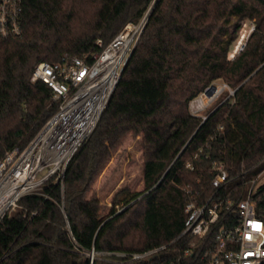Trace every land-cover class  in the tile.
Returning <instances> with one entry per match:
<instances>
[{"label": "trees", "instance_id": "trees-1", "mask_svg": "<svg viewBox=\"0 0 264 264\" xmlns=\"http://www.w3.org/2000/svg\"><path fill=\"white\" fill-rule=\"evenodd\" d=\"M152 1L62 182L51 176L0 220V264H208V245L199 252L200 243L190 246L191 237L180 235L184 208L190 196L209 192L214 159L233 177L224 187L230 189L264 156V0H22L21 33L0 37V159L15 145L23 148L57 109L52 89L31 79L36 63L100 51ZM244 19L254 29L229 58ZM215 80L234 93L220 92L202 122L189 104ZM107 130L112 146L124 132L139 137L142 178L139 191L114 190L101 216L93 183L104 161L99 134ZM161 246L141 260L96 254L90 263L84 252Z\"/></svg>", "mask_w": 264, "mask_h": 264}, {"label": "built area", "instance_id": "built-area-1", "mask_svg": "<svg viewBox=\"0 0 264 264\" xmlns=\"http://www.w3.org/2000/svg\"><path fill=\"white\" fill-rule=\"evenodd\" d=\"M152 5L153 1L137 23H126L105 47L98 37L95 44L102 47L100 51L90 50L82 56L64 53L55 63H36L31 79L41 80L52 89L57 109L23 148L15 145L0 159V220L17 207L23 195L40 192L51 176L62 182L67 163L93 131ZM21 9L22 0H0V37L21 33ZM253 29L250 20L229 58L243 49ZM228 91L226 97L232 96L234 90ZM218 93L215 89L206 96V103L213 102ZM263 161L264 156L253 169ZM186 166L192 168L190 163ZM207 172L209 192L189 197L180 235L191 237L190 246L200 243L199 252L208 245V264H264V167L248 179L247 170L242 171V180L230 189L224 187L233 177L222 160L214 159ZM162 247L130 253H103L93 248L84 252L90 263L96 254L141 260Z\"/></svg>", "mask_w": 264, "mask_h": 264}, {"label": "rangeland", "instance_id": "rangeland-1", "mask_svg": "<svg viewBox=\"0 0 264 264\" xmlns=\"http://www.w3.org/2000/svg\"><path fill=\"white\" fill-rule=\"evenodd\" d=\"M249 25L250 20L244 19L242 26L238 31V37L228 53V57H230L231 53L234 52L240 33ZM248 38L249 36L247 37L245 43ZM212 84L216 86V91L219 93L223 90H229L226 84H224L221 80H215ZM206 102V95L203 94L200 96L199 94L190 102L189 109L193 114L203 117L204 110L212 103V101L208 103ZM203 106H205L203 110L195 112V110ZM104 129H106V127H104L103 130ZM108 129H111V127ZM113 137L112 133H109L108 130L107 132L101 131L99 134V140L101 143L98 158H103L104 161L103 168L93 183V189L98 199L99 214L101 216H105L107 214L111 205L110 198L114 190L124 185H128L132 191H139L141 189L142 157L138 139L139 137H133L130 133L124 132L119 135L116 143L112 146L111 140ZM261 167H264V161L261 162L255 170L247 172L245 179L253 177ZM16 208L17 207L9 213L13 212Z\"/></svg>", "mask_w": 264, "mask_h": 264}, {"label": "water", "instance_id": "water-1", "mask_svg": "<svg viewBox=\"0 0 264 264\" xmlns=\"http://www.w3.org/2000/svg\"><path fill=\"white\" fill-rule=\"evenodd\" d=\"M129 55H130V53H129ZM129 55H128V57H129ZM128 57H127V59H128ZM127 59H126L125 63L123 64V66H122V68H121V70H120V73L122 72V70H123V68H124V66H125V64H126ZM120 73H119V75H120ZM113 88H114V87H113ZM215 89H216V86L213 85V84H211L210 86H208V87L205 89L204 94H205L206 96H210V95L213 93V91H215ZM112 90H113V89H112ZM205 118H206V116H204V117L202 118V122L204 121ZM118 211H120V210H118Z\"/></svg>", "mask_w": 264, "mask_h": 264}, {"label": "bare ground", "instance_id": "bare-ground-1", "mask_svg": "<svg viewBox=\"0 0 264 264\" xmlns=\"http://www.w3.org/2000/svg\"><path fill=\"white\" fill-rule=\"evenodd\" d=\"M200 104V103H199Z\"/></svg>", "mask_w": 264, "mask_h": 264}]
</instances>
